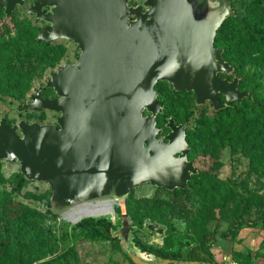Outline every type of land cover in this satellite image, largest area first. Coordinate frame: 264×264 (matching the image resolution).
Here are the masks:
<instances>
[{
	"label": "water",
	"instance_id": "1",
	"mask_svg": "<svg viewBox=\"0 0 264 264\" xmlns=\"http://www.w3.org/2000/svg\"><path fill=\"white\" fill-rule=\"evenodd\" d=\"M24 3L0 0V10L9 18ZM26 13L46 25L37 41H68L80 52L17 108L54 112V125L0 120V161L18 164L27 181L48 184L55 215L87 202L123 201L144 184L183 190L197 174L187 159L185 126L168 119L165 137L157 128V83L192 93L196 106L208 102L214 112L248 97L237 78L219 76L233 72L214 47L216 33L234 17L229 0H35ZM43 89L55 99L42 98ZM128 232L123 222L112 238L132 264H211L143 261L124 247Z\"/></svg>",
	"mask_w": 264,
	"mask_h": 264
},
{
	"label": "rangeland",
	"instance_id": "2",
	"mask_svg": "<svg viewBox=\"0 0 264 264\" xmlns=\"http://www.w3.org/2000/svg\"><path fill=\"white\" fill-rule=\"evenodd\" d=\"M34 1L25 0L23 6L15 8L12 18L0 14V43L16 36L20 25L23 30L25 25L32 27L37 34L46 26L26 13ZM229 3L234 12V17L229 18L236 21L221 29L219 42L231 47L236 71L231 66L232 73L219 76L229 82L237 78L238 91L248 94L244 99L254 101L245 103L243 108L245 127L238 122L225 123L210 134L203 121L216 113L211 104L196 106L192 93L177 96L169 83L160 82L155 90L163 109L157 116L162 118L157 119V128L162 129L161 137H165L169 132L168 119L185 126L191 143L187 159L197 174L183 193H169L144 184L123 201H108L114 203L113 216L91 218L110 222L113 235L127 222L129 232L124 247L140 255L143 261L162 259L158 255L185 261L203 238L212 236L199 250L209 263L264 264V46L253 49L245 39L241 48L235 46L238 32L243 33L246 28L255 36L264 34V0ZM53 43L64 48L61 60L53 69L37 76L21 100L6 96L0 89V120L4 118L10 126L20 121L56 123L59 115L54 112H17L38 88L45 87L52 73L65 64H74L80 54L71 42ZM42 98L54 99L55 94L51 89H43ZM220 101L224 103L222 96ZM51 195L48 184L27 181L18 164L0 161V208L5 210L0 215V264H131L119 240L98 239L74 229L87 218L70 223L66 220L68 212L52 216ZM31 213L36 217H25ZM231 230L236 231L234 235H229ZM136 244L146 252H141Z\"/></svg>",
	"mask_w": 264,
	"mask_h": 264
},
{
	"label": "trees",
	"instance_id": "3",
	"mask_svg": "<svg viewBox=\"0 0 264 264\" xmlns=\"http://www.w3.org/2000/svg\"><path fill=\"white\" fill-rule=\"evenodd\" d=\"M13 13L11 14L10 18L13 17ZM0 14H3L2 10H0ZM234 21H236L235 18H228L221 26L220 30L216 33L214 39V47L219 50H222V58L232 67L234 59L233 55L231 54V47L227 45H220L219 38L221 36V29L225 28L229 25V23ZM17 28L18 29H16V36L10 38L7 42L0 43V89H2L1 92H3V94H5L6 96L14 100H21L28 92L31 82L35 78H37V76L43 75V73L53 69L59 63L64 54V48L59 44H47L45 42L37 41L36 37L38 34L35 33L34 29L28 25L24 26L25 30L22 29L21 25ZM237 35L238 36H236V38H238V41L235 43L236 48H241V42H243L244 44V39L246 40V42L250 43V46L253 49H259L264 46V34L260 36H255L252 30L246 28L243 33L239 31ZM159 83H157L156 86ZM6 84H8V86L12 85V87H3ZM156 86L154 87V89L156 88ZM174 94H176L177 96L191 95L186 92H174ZM251 102L254 103L251 98H248L243 99L239 104L233 103V107L220 110L214 113L213 117L207 121L204 120L203 124L207 125V131L210 134L213 132H217L218 128H222L223 124L225 123L236 124V122H238L240 124V127H245L246 121L243 115V108L245 107V103ZM261 116L263 115L261 114ZM158 118L162 119L161 117H157L156 122ZM187 120L188 119L185 118V121ZM185 140L188 146L191 148V143L187 134L185 136ZM166 192L183 193L184 190H173ZM4 211V208H0V215L5 213ZM49 213L51 214V212ZM51 215L57 216L55 214L53 215V213ZM25 217L33 219V217H36V214H25ZM74 229L86 232L94 238L104 239L108 241L117 240L115 238H112V234L114 231L113 225L104 219H83L74 226ZM235 232V230H231L229 232V235H234ZM212 239V236L203 238L200 243V246L198 248L192 249L186 255L185 261L209 263V259L206 256L202 255L199 250L203 248ZM136 246L141 252H146L145 248H142L139 244H136ZM158 258H162L163 260L180 261L178 257L173 256L168 257L165 255H158Z\"/></svg>",
	"mask_w": 264,
	"mask_h": 264
},
{
	"label": "bare ground",
	"instance_id": "4",
	"mask_svg": "<svg viewBox=\"0 0 264 264\" xmlns=\"http://www.w3.org/2000/svg\"><path fill=\"white\" fill-rule=\"evenodd\" d=\"M110 200L111 199L99 200L94 202L95 204H92L93 202L80 204L68 211V214H66V220L70 223H75L83 218L113 216L114 203L108 202ZM139 256L140 255H138V257Z\"/></svg>",
	"mask_w": 264,
	"mask_h": 264
},
{
	"label": "flooded vegetation",
	"instance_id": "5",
	"mask_svg": "<svg viewBox=\"0 0 264 264\" xmlns=\"http://www.w3.org/2000/svg\"><path fill=\"white\" fill-rule=\"evenodd\" d=\"M55 99V98H54Z\"/></svg>",
	"mask_w": 264,
	"mask_h": 264
}]
</instances>
